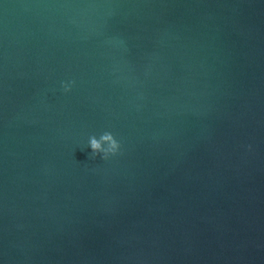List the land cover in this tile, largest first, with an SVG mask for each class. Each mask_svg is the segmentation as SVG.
Wrapping results in <instances>:
<instances>
[{
	"label": "water",
	"instance_id": "95a60500",
	"mask_svg": "<svg viewBox=\"0 0 264 264\" xmlns=\"http://www.w3.org/2000/svg\"><path fill=\"white\" fill-rule=\"evenodd\" d=\"M0 264H264V0H0Z\"/></svg>",
	"mask_w": 264,
	"mask_h": 264
},
{
	"label": "clouds",
	"instance_id": "9594fccd",
	"mask_svg": "<svg viewBox=\"0 0 264 264\" xmlns=\"http://www.w3.org/2000/svg\"><path fill=\"white\" fill-rule=\"evenodd\" d=\"M73 85L74 81H69L67 83L62 82L61 89L65 94H67L71 91ZM120 147V143L110 132L107 131L102 133L99 138L91 136L88 140V148L91 149L89 157L93 160L99 156L101 160L106 161L110 157L116 156L120 151Z\"/></svg>",
	"mask_w": 264,
	"mask_h": 264
}]
</instances>
